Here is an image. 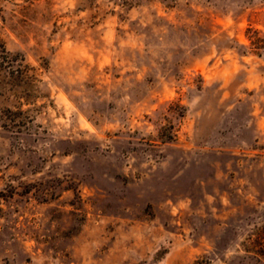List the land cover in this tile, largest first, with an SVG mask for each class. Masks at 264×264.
I'll return each instance as SVG.
<instances>
[{
  "label": "rangeland",
  "instance_id": "374dc122",
  "mask_svg": "<svg viewBox=\"0 0 264 264\" xmlns=\"http://www.w3.org/2000/svg\"><path fill=\"white\" fill-rule=\"evenodd\" d=\"M0 264H264V0H0Z\"/></svg>",
  "mask_w": 264,
  "mask_h": 264
}]
</instances>
